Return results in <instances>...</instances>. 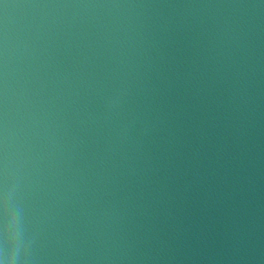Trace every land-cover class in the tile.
Wrapping results in <instances>:
<instances>
[{
  "label": "water",
  "instance_id": "95a60500",
  "mask_svg": "<svg viewBox=\"0 0 264 264\" xmlns=\"http://www.w3.org/2000/svg\"><path fill=\"white\" fill-rule=\"evenodd\" d=\"M0 264H264V0H0Z\"/></svg>",
  "mask_w": 264,
  "mask_h": 264
}]
</instances>
